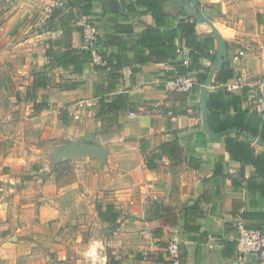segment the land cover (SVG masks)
<instances>
[{
	"label": "crops",
	"instance_id": "0c3cea01",
	"mask_svg": "<svg viewBox=\"0 0 264 264\" xmlns=\"http://www.w3.org/2000/svg\"><path fill=\"white\" fill-rule=\"evenodd\" d=\"M195 1L223 37L234 70L225 84L218 81L225 62L215 71L207 98L223 87L254 111L264 93V0ZM72 2L0 0V133L13 142L1 161L0 202L3 190L23 198L38 189L47 199L83 187L99 232L79 264H259L238 253L236 238L238 221L264 226V177L223 139L239 133L259 153L264 141L238 128L211 129L215 136L205 129L201 97L219 51L211 25L196 18L192 0H91L87 13L90 2ZM57 8L62 14L50 19ZM70 11L72 44L87 48L90 22L106 58L81 72L54 65L44 70L48 84L34 88L54 61L49 41L55 55L67 48L60 18ZM188 20L206 46L194 65L178 29ZM185 74L197 79L192 89L166 88ZM9 226L0 222L5 244Z\"/></svg>",
	"mask_w": 264,
	"mask_h": 264
},
{
	"label": "rangeland",
	"instance_id": "374dc122",
	"mask_svg": "<svg viewBox=\"0 0 264 264\" xmlns=\"http://www.w3.org/2000/svg\"><path fill=\"white\" fill-rule=\"evenodd\" d=\"M12 146L11 137L2 130L0 171L1 161ZM3 192L0 203L6 201V211L0 215V222L10 226L3 231L9 244L0 242V264H79L88 247L97 243L95 204L83 187H76L77 195L70 191L61 198L47 199L38 189L23 198L8 190Z\"/></svg>",
	"mask_w": 264,
	"mask_h": 264
},
{
	"label": "trees",
	"instance_id": "16d2710c",
	"mask_svg": "<svg viewBox=\"0 0 264 264\" xmlns=\"http://www.w3.org/2000/svg\"><path fill=\"white\" fill-rule=\"evenodd\" d=\"M74 0L73 5L76 4ZM89 4L82 8L85 13L88 12V7L91 6V0H87ZM63 12V9L57 8L50 19L54 20L59 17ZM73 18L72 11L61 16V28L67 40V48L63 53L55 55L52 51V44L54 42L49 41V48L46 51L48 57H54V61L46 65L45 68L37 74L38 76L34 82V88L45 86L48 84V75L44 72L46 69L52 68L54 65H63L66 68L72 67L75 71H83L84 65L93 59L91 52L88 48L75 47L72 44L73 28L70 25ZM183 32V36L186 39V45L193 51L194 65L198 61L200 54L205 53V45L198 40L196 33V25L192 20L182 22L178 28ZM106 58L105 53H101ZM108 66L113 65L112 59L109 58ZM114 66V65H113ZM116 66V65H115ZM118 66V64H117ZM208 71H204L199 74L198 81L204 82L207 77ZM234 74L233 68L227 61L224 63L222 70L219 73L218 81L225 84ZM241 98L225 92L222 87L215 92H209L207 98V108L209 111V120L211 129L215 132H224L231 128H238L241 131L255 137H260L264 141V115L256 111H250L241 108ZM235 110V114L231 110ZM203 136L204 133L202 132ZM236 137L224 136V143L228 152L235 158L242 159L247 162H252L257 167V176L264 177V153H259L251 145L249 139H242L240 134L237 133ZM264 186V184H261ZM261 221L264 222V214L261 216ZM264 231V226L259 227Z\"/></svg>",
	"mask_w": 264,
	"mask_h": 264
},
{
	"label": "built area",
	"instance_id": "2783aa9c",
	"mask_svg": "<svg viewBox=\"0 0 264 264\" xmlns=\"http://www.w3.org/2000/svg\"><path fill=\"white\" fill-rule=\"evenodd\" d=\"M83 35L86 47L90 50L93 60L97 63L103 62L96 32L90 22L84 23ZM241 54L243 52H240ZM197 79L190 75H177L166 81V88L175 91H189L196 84ZM253 110L264 115V93L259 96L253 106ZM239 235L237 236V250L241 256H250L264 264V231L259 229H248L242 221L237 222ZM170 251L174 258L178 256V244L170 243Z\"/></svg>",
	"mask_w": 264,
	"mask_h": 264
},
{
	"label": "water",
	"instance_id": "95a60500",
	"mask_svg": "<svg viewBox=\"0 0 264 264\" xmlns=\"http://www.w3.org/2000/svg\"><path fill=\"white\" fill-rule=\"evenodd\" d=\"M194 2V4L197 6L198 8V13L196 14V18L198 20H203V21H207L211 27L213 28V31L215 33V35L217 36L218 40H219V51H218V59H217V64L215 66V69L212 70V72L208 75L206 81H205V85L203 87V93H202V97H201V103H202V112H203V116H204V126L205 129L208 133H210L212 136L214 135H218L212 132L211 128H210V120L208 117V108H207V84L211 81L214 73L216 70H220L222 68V65L224 62H226L228 60V51H227V46L226 43L223 39V37L221 36V34L219 33V31L217 30V28L215 27V25L207 18L203 15L201 8L199 7V5L197 4V2L195 0H192Z\"/></svg>",
	"mask_w": 264,
	"mask_h": 264
}]
</instances>
